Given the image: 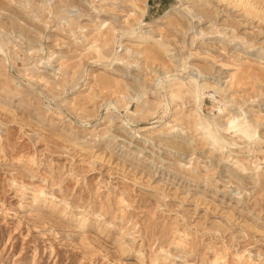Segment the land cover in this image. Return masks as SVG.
Listing matches in <instances>:
<instances>
[{
	"label": "rangeland",
	"instance_id": "1",
	"mask_svg": "<svg viewBox=\"0 0 264 264\" xmlns=\"http://www.w3.org/2000/svg\"><path fill=\"white\" fill-rule=\"evenodd\" d=\"M0 264H264V0H0Z\"/></svg>",
	"mask_w": 264,
	"mask_h": 264
},
{
	"label": "bare ground",
	"instance_id": "2",
	"mask_svg": "<svg viewBox=\"0 0 264 264\" xmlns=\"http://www.w3.org/2000/svg\"><path fill=\"white\" fill-rule=\"evenodd\" d=\"M143 35H145V34H143ZM145 39H146L145 36H141V37H140V40H145Z\"/></svg>",
	"mask_w": 264,
	"mask_h": 264
}]
</instances>
